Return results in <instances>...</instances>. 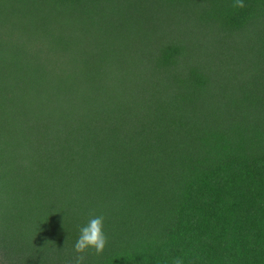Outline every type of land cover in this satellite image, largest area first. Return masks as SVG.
I'll use <instances>...</instances> for the list:
<instances>
[{
	"label": "trees",
	"instance_id": "16d2710c",
	"mask_svg": "<svg viewBox=\"0 0 264 264\" xmlns=\"http://www.w3.org/2000/svg\"><path fill=\"white\" fill-rule=\"evenodd\" d=\"M264 264V0H0V264Z\"/></svg>",
	"mask_w": 264,
	"mask_h": 264
},
{
	"label": "clouds",
	"instance_id": "9594fccd",
	"mask_svg": "<svg viewBox=\"0 0 264 264\" xmlns=\"http://www.w3.org/2000/svg\"><path fill=\"white\" fill-rule=\"evenodd\" d=\"M239 6H243V0H237ZM78 237L73 244V250L77 255L74 264H83L86 250L94 249L97 254L103 252L107 237L104 232V218L97 215L90 217L86 223L79 226ZM170 264H184L182 257L171 258Z\"/></svg>",
	"mask_w": 264,
	"mask_h": 264
}]
</instances>
